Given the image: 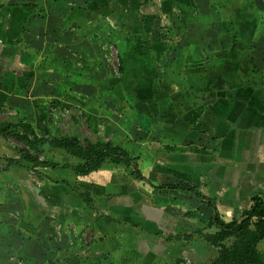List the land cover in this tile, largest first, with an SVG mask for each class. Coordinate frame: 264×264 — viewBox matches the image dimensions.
<instances>
[{
  "label": "crops",
  "instance_id": "1",
  "mask_svg": "<svg viewBox=\"0 0 264 264\" xmlns=\"http://www.w3.org/2000/svg\"><path fill=\"white\" fill-rule=\"evenodd\" d=\"M256 2L262 5L260 0ZM206 5L201 0H0V130L18 121L34 127L38 137L48 138L40 136L36 128L40 117L52 118L61 109L60 95L54 89L59 77L57 63L73 58L76 44L94 40L122 57L112 41H131L136 46L132 52L138 57L135 61H141L145 58L139 56L145 51L142 47L148 45V54L150 51V30L163 20L174 29H182L188 21L195 24L193 29L203 28V20L197 18L205 14ZM184 41L181 38L178 43ZM210 83L202 84L197 92L210 94L206 105L213 112L220 107V90L243 94L242 99L232 100L234 104L228 102L237 117L225 134L217 138L209 131L198 136L189 129L177 141L173 128L167 127L162 139L153 132L150 159L143 156V172L135 168L140 178L123 167L105 164L95 173L75 177L73 184L68 182L76 191L89 194V207L69 188L60 190L57 183L51 182V192L45 194L41 188L36 191L35 184L16 181V188L23 184L22 221L40 224L50 219L54 234L59 230L55 237L60 236V241L46 254L48 264H165L190 260L192 254L198 256L195 251L204 258L213 248L197 235L192 241L183 237L198 231L214 234L218 228L208 227V223L215 215L231 222L241 216L252 198L264 196V86L229 88L226 82L220 89ZM47 125L55 130V122ZM185 140L191 142L190 147L184 146ZM16 144L0 135V189L12 188L7 176L24 168L6 170L4 160L19 159L18 149L23 146ZM67 158V164H75L72 157ZM180 184L195 188L205 200L172 188ZM32 202L33 208L29 206ZM10 215L7 213V219ZM0 221L4 226V210ZM79 230L89 231L91 238L84 242L79 237L76 243L82 246L70 253L74 232ZM54 234L51 231L49 237ZM36 247L25 246L23 252ZM192 262H196L194 258Z\"/></svg>",
  "mask_w": 264,
  "mask_h": 264
},
{
  "label": "rangeland",
  "instance_id": "2",
  "mask_svg": "<svg viewBox=\"0 0 264 264\" xmlns=\"http://www.w3.org/2000/svg\"><path fill=\"white\" fill-rule=\"evenodd\" d=\"M260 2L261 6L256 0H201L202 5L208 4L202 18H197L203 20L200 22L203 28L193 29L195 24L188 21L181 23L182 29H174L166 20L161 21L150 30V51L148 54V45L142 47L145 51L139 56L145 58H140L141 61H135L137 56L132 52L136 46L131 41H112L123 53L122 57H117L112 47L98 45L94 40L76 44L74 57L57 63L59 77L54 89L60 95L61 109L52 118L40 117L37 133L49 139L77 137L83 143L87 140L110 142L133 155L134 169L141 172L146 167L143 156L149 158L153 132L157 139H162L167 127L173 128L177 141L189 129L198 136L212 131L221 138L233 117H237L228 108V102L234 104L232 100L242 99L243 94L237 90H220V107L213 112L206 105L210 94L197 92L198 87L209 81L220 89L226 82L229 88L264 86V0ZM181 38L185 41L179 44ZM109 51L113 55L109 56ZM50 121L55 122V130L47 125ZM184 143L190 147V141ZM40 151L37 156L42 162L58 165L57 169L44 171L47 177L74 183L76 176L72 169L62 167L70 162L66 154L47 145L41 146ZM7 177L12 188L0 189V214L5 211L4 226L0 221V264H48L46 254L60 241V236L55 237L59 230L54 234L50 219L40 224L28 220L25 224L21 216L23 184L21 188L14 186L20 180L35 184L36 191L40 192L41 188L47 194L51 192V184L46 185V178L28 168H16ZM58 184L60 190L66 188L63 183ZM28 190L34 193L35 189ZM33 205L34 202L29 206L33 208ZM7 213L11 214L8 219ZM51 231L54 237H49ZM79 237L87 242L91 233L75 231V245L68 248L70 253L82 246L76 243ZM62 244L65 246V242ZM35 245L32 252H23L25 246ZM195 252L198 256L190 258L191 264L193 258L207 262L216 256L214 249L205 252L204 258L199 251Z\"/></svg>",
  "mask_w": 264,
  "mask_h": 264
},
{
  "label": "trees",
  "instance_id": "3",
  "mask_svg": "<svg viewBox=\"0 0 264 264\" xmlns=\"http://www.w3.org/2000/svg\"><path fill=\"white\" fill-rule=\"evenodd\" d=\"M0 135L4 138H12L15 142L22 144L18 149L19 159L4 160L6 170L10 167H24L35 172L41 178H46V183H63L70 192L83 203L90 206L91 201L88 193L76 191L67 181H53L44 174L47 168L57 169V164L42 162L37 156L41 146L47 145L55 150L62 151L72 157L76 162L74 165L64 164L63 168H71L76 177L82 178L97 172L103 165L123 167L126 172L135 177H141L135 171V158L125 149L110 142L90 141L84 143L77 137L42 138L38 137L29 123L19 122L10 124ZM44 175V176H43ZM172 188H181L192 192L200 200H205L197 190L189 185L180 184ZM91 208V207H90ZM89 208V209H90ZM91 210V209H90ZM216 226L214 234H203L201 231L188 234L183 238L192 241L197 235L200 241L216 250L215 258L207 262H198L196 259L192 264H264V196H256L251 199V204L243 210L241 216L231 222L222 221L217 215L212 218L208 227ZM179 240V237H174ZM194 256V254H192ZM191 258V257H190ZM195 258V257H194ZM181 259H174L165 264H183Z\"/></svg>",
  "mask_w": 264,
  "mask_h": 264
},
{
  "label": "built area",
  "instance_id": "4",
  "mask_svg": "<svg viewBox=\"0 0 264 264\" xmlns=\"http://www.w3.org/2000/svg\"><path fill=\"white\" fill-rule=\"evenodd\" d=\"M186 264H191L190 260L185 261Z\"/></svg>",
  "mask_w": 264,
  "mask_h": 264
}]
</instances>
